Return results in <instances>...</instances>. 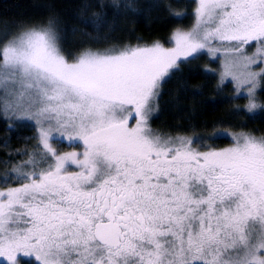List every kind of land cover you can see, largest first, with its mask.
I'll return each mask as SVG.
<instances>
[{"label": "snow or ice", "instance_id": "6c2138e0", "mask_svg": "<svg viewBox=\"0 0 264 264\" xmlns=\"http://www.w3.org/2000/svg\"><path fill=\"white\" fill-rule=\"evenodd\" d=\"M36 7L0 18V120L35 142L2 161L0 264H264V130L247 124L264 119V0ZM156 11L192 23L168 46L112 39L122 19ZM205 55L220 61L201 74L219 73L230 119L197 132L177 97L176 122L154 126L166 84L203 95L186 69Z\"/></svg>", "mask_w": 264, "mask_h": 264}, {"label": "trees", "instance_id": "16d2710c", "mask_svg": "<svg viewBox=\"0 0 264 264\" xmlns=\"http://www.w3.org/2000/svg\"><path fill=\"white\" fill-rule=\"evenodd\" d=\"M45 2V0H0V18L15 19V18H35L38 16L39 9L36 5ZM63 4L75 5L80 0H60ZM143 2V0H140ZM173 4L174 10L183 12L187 9V5L191 0H170ZM67 22L69 26L75 23L71 14L67 16ZM192 23L191 16L180 18L169 15L167 12L156 11L151 14L150 17L136 18L135 22L132 19H122L118 30L111 33L113 40L118 41H131L135 43V37L142 36L146 40L159 39L162 43L167 45V40L172 31L176 27H188ZM80 38V33H77L75 39ZM69 44L73 43V37L69 34ZM205 66L211 69H218L216 62L209 61L205 56L200 60L194 62L190 67L192 73L188 74L186 69V75L188 76V87L199 88L203 95L193 97L190 93H184L179 90L178 82L173 80L166 84L163 90V98L161 100L162 112L155 121L154 126L165 127L166 125H172L178 118L176 107V98H179V108L183 112H191L195 110L196 118L194 123L197 127L194 129L199 132L202 131L200 125L207 121L221 119H230L228 113L231 110V106L224 103H219L217 100V83L218 75L209 74L207 76L202 75ZM233 94V88L230 83L224 88L223 96H231ZM215 103V111L212 110L213 102ZM241 104L246 101H240ZM201 113L203 114L201 116ZM248 128L253 130H264V119L257 118L255 120L247 121ZM259 134V132H258ZM33 130L28 127L19 128L15 132L6 131V124L0 120V176H3L10 168L6 167L2 161L8 159V152L16 149H22L26 145L31 146L34 141H26L22 137L32 136ZM20 137V138H18ZM7 141V145L6 142ZM32 142V144H31ZM228 141H224L223 144H227ZM223 144L221 146H223ZM65 150H68L65 147ZM13 159H19V157H13Z\"/></svg>", "mask_w": 264, "mask_h": 264}, {"label": "rangeland", "instance_id": "374dc122", "mask_svg": "<svg viewBox=\"0 0 264 264\" xmlns=\"http://www.w3.org/2000/svg\"><path fill=\"white\" fill-rule=\"evenodd\" d=\"M205 57L209 60V61H211L210 60V58L207 56V55H205ZM213 62V61H212ZM216 63H217V65H218V68H219V65H220V61L219 60H217V61H215ZM217 77L219 78V73L217 72ZM228 83H230V82H228ZM231 84V83H230ZM232 85V84H231ZM232 88H233V86H232ZM33 135H34V131H33ZM31 144H32V142H31ZM69 150V149H68Z\"/></svg>", "mask_w": 264, "mask_h": 264}]
</instances>
